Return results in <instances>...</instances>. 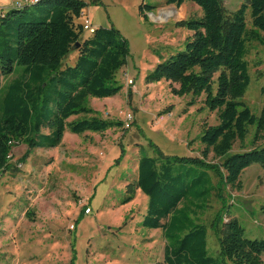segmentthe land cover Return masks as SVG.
Here are the masks:
<instances>
[{
  "label": "trees",
  "instance_id": "obj_1",
  "mask_svg": "<svg viewBox=\"0 0 264 264\" xmlns=\"http://www.w3.org/2000/svg\"><path fill=\"white\" fill-rule=\"evenodd\" d=\"M185 1L166 0V4L180 7ZM190 1L202 15L179 21L192 33L185 49L158 63L147 80L177 84L171 89L177 96L204 95V104L216 113L218 122L203 124L200 156L165 155L156 148L153 156L139 157L136 176L125 186L121 204L131 202L137 190L148 198L141 226L161 229L166 240L164 264H264V239L246 237L235 218L226 219L223 200L226 186L241 189L244 169L252 163L264 168V144L230 154L235 141L245 139L249 125L256 126L253 143L264 139V86L258 116L238 100L250 83L248 46L264 44V0H243L231 12L221 0ZM86 6L83 0H37L1 12L0 175L11 166L14 146H26L19 159L23 163L35 148L57 147L66 128L82 134L122 126V121L97 116L68 121L93 113L86 105L88 97L110 98L122 89L116 74L128 55L127 40L113 27H95L80 42L84 33L80 18ZM150 9L140 4L139 15L146 18ZM76 43L74 63L63 66ZM13 73L12 80L1 84V78ZM210 153L220 162H208ZM122 156L123 152L115 161ZM211 197L222 203L209 225L217 237V256L208 251L207 227L195 218ZM261 210L264 213V205Z\"/></svg>",
  "mask_w": 264,
  "mask_h": 264
},
{
  "label": "rangeland",
  "instance_id": "obj_2",
  "mask_svg": "<svg viewBox=\"0 0 264 264\" xmlns=\"http://www.w3.org/2000/svg\"><path fill=\"white\" fill-rule=\"evenodd\" d=\"M83 1L87 6L81 21L87 14L94 27L118 29L127 40L128 55L116 74L122 89L110 98L88 97L86 105L93 113L68 121L90 116L122 121L127 111L133 120L127 129L115 126L104 132L74 134L66 128L57 147L35 148L23 163L19 159L26 146L12 148L11 166L0 175V264H164L161 229L141 226L148 198L137 190L131 202L121 204L125 186L136 176L137 159L153 156L156 148L165 155L200 156L203 124L218 122L204 95L177 96L171 90L177 84L147 80L158 63L185 49L192 33L179 21L202 15L196 3L186 0L177 7L166 0ZM241 2L221 0L227 12ZM142 3L151 7L146 18L139 15ZM246 20L250 26L249 10ZM88 33L84 31L80 42ZM76 56L73 46L63 66L73 64ZM245 59L250 83L238 100L258 116L264 44L250 43ZM15 76L1 78V84ZM255 131L249 125L245 139L235 141L230 154L263 145L264 139L253 143ZM206 160L220 162L212 153ZM240 181L241 189L224 190L225 218H235L246 237L264 239V168L252 163ZM221 209L222 203L211 197L208 207L195 215L207 227V248L213 256L218 255V243L209 225Z\"/></svg>",
  "mask_w": 264,
  "mask_h": 264
},
{
  "label": "built area",
  "instance_id": "obj_3",
  "mask_svg": "<svg viewBox=\"0 0 264 264\" xmlns=\"http://www.w3.org/2000/svg\"><path fill=\"white\" fill-rule=\"evenodd\" d=\"M37 0H24L23 4H33L35 3ZM15 5L17 6H21V3H16ZM5 10V9H4ZM4 10H0V14L1 12H3ZM83 15V14H82ZM82 27L84 31H87L89 33H92L95 29V27L90 23L89 19L87 17H84V19H82ZM132 79H129L128 83H132ZM133 120V114L130 111H127L126 113H124L123 119H122V126L124 128H129L131 123Z\"/></svg>",
  "mask_w": 264,
  "mask_h": 264
},
{
  "label": "crops",
  "instance_id": "obj_4",
  "mask_svg": "<svg viewBox=\"0 0 264 264\" xmlns=\"http://www.w3.org/2000/svg\"><path fill=\"white\" fill-rule=\"evenodd\" d=\"M16 3H21L23 4L24 3V0H10L9 2L7 3H3V2H0V10H4L6 8H8L9 6L13 5V4H16ZM85 12V11H84ZM86 16L88 17V15L86 14Z\"/></svg>",
  "mask_w": 264,
  "mask_h": 264
},
{
  "label": "water",
  "instance_id": "obj_5",
  "mask_svg": "<svg viewBox=\"0 0 264 264\" xmlns=\"http://www.w3.org/2000/svg\"><path fill=\"white\" fill-rule=\"evenodd\" d=\"M78 46H79V43H76V44L74 45L75 48H77Z\"/></svg>",
  "mask_w": 264,
  "mask_h": 264
},
{
  "label": "bare ground",
  "instance_id": "obj_6",
  "mask_svg": "<svg viewBox=\"0 0 264 264\" xmlns=\"http://www.w3.org/2000/svg\"><path fill=\"white\" fill-rule=\"evenodd\" d=\"M84 17H87V16H83V19H84ZM88 18V17H87ZM89 19V18H88Z\"/></svg>",
  "mask_w": 264,
  "mask_h": 264
}]
</instances>
